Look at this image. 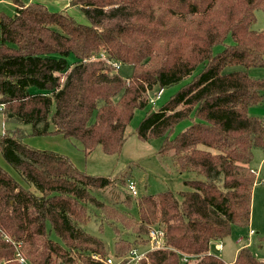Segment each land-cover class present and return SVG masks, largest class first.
<instances>
[{
    "label": "trees",
    "instance_id": "1",
    "mask_svg": "<svg viewBox=\"0 0 264 264\" xmlns=\"http://www.w3.org/2000/svg\"><path fill=\"white\" fill-rule=\"evenodd\" d=\"M12 1L15 15L0 14V106L7 119L30 125L34 136L75 139L87 156L99 146L117 155L135 112L190 80L151 107L135 134L143 142L163 139L158 153L194 177L178 194L128 195L123 203L136 205L134 217L97 198L115 183L111 177L31 147L23 132H4L0 151L24 184L0 166V264H20L18 245L31 264H104L92 256L107 257L109 247L84 229L91 208L114 231L116 259L146 244L156 228L166 248L141 264H184L182 255L194 258L188 264H226L211 245L234 227H249L257 184L251 163L255 150L264 153V120L249 112L264 101V79L248 73L264 68V30L252 29L264 0L71 1L87 23L43 3ZM117 66L131 67V76ZM238 66L245 70L225 72ZM186 120L191 125L174 135ZM233 264L264 262L245 246Z\"/></svg>",
    "mask_w": 264,
    "mask_h": 264
},
{
    "label": "rangeland",
    "instance_id": "2",
    "mask_svg": "<svg viewBox=\"0 0 264 264\" xmlns=\"http://www.w3.org/2000/svg\"><path fill=\"white\" fill-rule=\"evenodd\" d=\"M25 6L31 3H43L50 11L58 12L65 11L72 15L77 21L87 23L84 15L74 6H70L67 0H22ZM65 5V6H63ZM16 6L13 5L12 0H0V14L6 16H14ZM256 22L252 25L253 30H264V13L261 10L256 11ZM233 42L230 36L226 43ZM224 49L220 45L214 49V53H219ZM76 62L73 56L68 58V63L72 66ZM236 70H245L240 66L230 67L225 72ZM117 71L126 79L131 76L132 69L129 66H117ZM251 77L256 79H264V68L248 69ZM190 82L186 80L180 84L164 89L158 97L152 95V100L146 110H137L134 118L127 129L126 141L120 154L107 155L102 148H96L91 155H85L83 145L75 139L66 140L63 150L60 154L68 156L77 167H87L85 170L89 175L100 177H111L115 182L112 186L106 189L97 191L95 194L97 198L105 203L116 204V206L125 211H129L134 217L138 216L135 204L127 207L123 203L124 198L131 193L128 190L129 179L134 180L137 185L139 196L142 194H155L161 191L171 190L178 194L187 189L184 182L193 179L194 175L191 173H180L173 165L170 156H161L158 150L163 142V139H157L150 142L141 141L135 134V129L138 127L146 112L151 107L157 109L163 105L173 94H175L184 84ZM34 91L33 89H31ZM3 107H1L2 109ZM53 107V111H54ZM250 114L264 120V101L257 106L250 109ZM191 125L190 120L181 122L174 130V135L180 133ZM4 132L15 134L16 132H23L25 135L24 142L31 147L39 150L62 149L60 142L56 137L49 138L32 135V127L30 125H22L15 121L6 118L5 114L0 111V135ZM173 135V136H174ZM33 145V146H32ZM37 145V146H36ZM53 147V148H52ZM56 152V151H55ZM0 166L7 170L15 179L24 184V180L18 172L9 165L3 158L0 151ZM251 166L258 171L257 184L254 188L252 197V228L241 229L235 227L232 234L223 242L225 249L221 253L222 259L226 264H233L237 256V250L243 245H247L251 252L260 260L264 262V184L260 180L264 179V153L257 149L254 151V159ZM125 176V177H124ZM127 179L126 183H121V180ZM91 219L84 226V229L99 238H101L110 249V255H113L114 248V231L110 225L102 223L99 219L95 209H90ZM96 215V216H94ZM250 231L254 234L249 235ZM126 231L122 230L123 235ZM249 235V236H248ZM242 237L244 243H236ZM249 238V240H248Z\"/></svg>",
    "mask_w": 264,
    "mask_h": 264
},
{
    "label": "built area",
    "instance_id": "3",
    "mask_svg": "<svg viewBox=\"0 0 264 264\" xmlns=\"http://www.w3.org/2000/svg\"><path fill=\"white\" fill-rule=\"evenodd\" d=\"M70 1H73V0H70ZM163 91L164 90H162L159 93V95H161ZM260 181L261 183L264 184V179ZM127 187H128L129 192L131 193V196L135 198L139 196L137 185L134 182V180L132 179L129 180ZM164 237H165V233L162 230L155 228L150 231L149 236H148V242L146 244L134 247L128 252V254L125 257L116 259L113 255H110V254L104 258L100 257L97 254H94L92 257L93 259L101 261L104 264H141L144 260L148 259V254L150 252H153L156 250H162L166 248V245L164 244ZM8 241H10V239H8ZM13 244L16 245L15 243ZM219 250H222V245L219 246ZM181 257H182L181 260L184 264H188L191 262V260L194 259L193 257L188 256V255H182ZM17 258L20 264H31L19 251V245L17 246Z\"/></svg>",
    "mask_w": 264,
    "mask_h": 264
},
{
    "label": "crops",
    "instance_id": "4",
    "mask_svg": "<svg viewBox=\"0 0 264 264\" xmlns=\"http://www.w3.org/2000/svg\"><path fill=\"white\" fill-rule=\"evenodd\" d=\"M69 3H71V1L70 0H67ZM12 3H13V5H15V3L12 1ZM16 6V5H15ZM63 6H65V5H63ZM1 108V107H0ZM3 109V108H2ZM2 109H0V111H2ZM54 137H56L57 139H58V141L60 142V147L62 148V149H51V151H56V152H60V150H63V148H64V145H65V142L64 141H66V140H62V138H61V135H54V136H49V138H54ZM63 137V136H62ZM33 146V145H32ZM37 146V145H36ZM100 148H101V146H99ZM98 147V148H99ZM53 148V147H52ZM97 148V149H98ZM96 149V150H97ZM91 155V154H90ZM79 169H81V170H83V171H86L85 169L87 168L86 166L85 167H78ZM253 169H255V168H253ZM255 170H257V169H255ZM257 177H258V171H257ZM254 192V191H253ZM251 218H252V215H251ZM235 228V227H234ZM234 228H233V230H234ZM249 228L251 229L252 228V219H251V222H250V225H249ZM251 234H254L253 233V231H250V233H249V235H251ZM248 235V236H249ZM248 240H249V238H248ZM244 241L245 240H243L242 239V237L239 239V241H237L236 243H238V244H242V243H244ZM223 242L224 241H221V242H214V243H212V245H211V248H210V251L212 252V253H214V254H216V255H219L221 258H222V255H221V253L224 251V249H225V244H223ZM248 244L249 243H247V245L246 246H248ZM220 245H222V250H219V246ZM242 247H245V245H243ZM241 247V248H242ZM241 248H239L238 250H237V254H238V252H239V250L241 249ZM234 262V261H233Z\"/></svg>",
    "mask_w": 264,
    "mask_h": 264
}]
</instances>
